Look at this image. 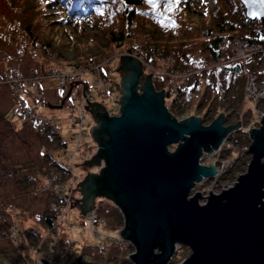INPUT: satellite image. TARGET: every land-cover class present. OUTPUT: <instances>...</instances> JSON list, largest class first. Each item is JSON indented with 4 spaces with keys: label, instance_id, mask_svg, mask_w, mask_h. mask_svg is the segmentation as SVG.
<instances>
[{
    "label": "water",
    "instance_id": "95a60500",
    "mask_svg": "<svg viewBox=\"0 0 264 264\" xmlns=\"http://www.w3.org/2000/svg\"><path fill=\"white\" fill-rule=\"evenodd\" d=\"M239 1L247 18L264 22V0ZM118 69L123 71L118 115L108 116L101 103L86 99L84 107L95 120L92 136L98 125L106 138L95 140L98 152L82 164L99 165L104 159L101 173L92 174L102 176V187L123 214L120 235L134 246L131 262L169 264L181 245L189 253L178 264H264V115L260 127L248 129L250 158L234 184L205 198L191 194L196 182L216 173L214 165L200 163L203 153L217 149L239 121L224 125L223 113L207 125L197 115L177 120L151 74L139 85L143 67L138 56L131 51L120 55ZM72 87L60 104L48 106L62 107ZM100 111L107 116L99 117ZM89 174L75 188L84 193L73 202L83 206V214L93 209L94 196L86 189ZM41 264L53 263L43 258Z\"/></svg>",
    "mask_w": 264,
    "mask_h": 264
},
{
    "label": "trees",
    "instance_id": "16d2710c",
    "mask_svg": "<svg viewBox=\"0 0 264 264\" xmlns=\"http://www.w3.org/2000/svg\"><path fill=\"white\" fill-rule=\"evenodd\" d=\"M211 1L212 7L199 11V17L194 21L191 16L194 11L190 10L192 7L188 0H83L80 3L75 0H0V20L7 32L15 31L14 36L21 44L20 52L24 53L26 50L31 58L36 60L35 67L40 70L38 74L42 75L43 71L57 72L60 71V67H63V70L74 71L80 65H103L118 53L131 51L143 63L141 79L151 74L155 89L164 91V106L170 113L177 118L189 114L199 115L202 122L207 123L224 111L222 110L224 104L227 110L230 108L235 111L240 110L241 105L235 106L237 101L234 99H239L241 96L243 99V66L240 62L225 60L231 36L238 31L241 39L251 43L257 42L264 47V39H262L264 22L247 18L239 0ZM78 23H83L81 27L83 31L86 26L93 27L90 29L96 31H90V34H100L107 43L105 47L95 53L80 54L77 43L72 42L70 45L76 52L74 51L70 57L66 56V48L71 41L70 39H66L65 42L59 41L55 46L58 37L54 31H63L61 34L68 37L70 35L66 32L67 26L74 24L73 26L77 28ZM95 27L97 29H94ZM23 53L19 54L23 55ZM170 57L174 63H160L161 58ZM17 58L20 63V57ZM245 64L250 72L264 77V52L253 53ZM8 70H13L14 74L21 76L20 69L8 68L4 71L7 79H9ZM34 70L32 69V72H35ZM25 77L21 76V78ZM183 80L185 83L182 82ZM74 82L69 80L66 87H58L61 89L59 101L66 95L69 84ZM81 82L88 87V81ZM20 84L24 90L26 83L20 81ZM4 85L0 80V86ZM23 98L28 103L25 94L21 98L17 96L13 105L14 118L23 117L16 112V109L22 106L20 102ZM33 99L36 100L35 102L42 101L46 105L49 104L42 97L35 96ZM27 105L37 110L30 103ZM251 114L252 111L248 117L246 113L244 114V124L251 122L254 115ZM229 120L227 117L224 118V124H232L233 121L229 122ZM50 125L47 123L38 130L35 129L41 133L44 141L45 151L42 150L40 155L45 157L47 166L59 167L56 157H60L61 151L67 147V142L61 137L59 130H54ZM31 127L34 129L33 125ZM229 139L234 146L232 155L235 162L228 173H234L235 169L243 171L244 165L250 158L248 146L251 139L244 129L233 131ZM101 178V175L96 178L98 190L111 202V207L117 213L115 220L111 222L106 220V225L119 232L123 226V217L112 201V195L102 187ZM35 182L33 180L32 183ZM8 206L6 208L8 213L10 208L15 209L12 203ZM102 210L105 211V215L110 213L105 207L97 212L101 214ZM15 213L16 210L14 215ZM37 221L40 228L24 226L21 220L18 222L23 243L26 241L34 244L44 232L43 229L52 225L53 217L46 209L45 213L38 215ZM8 236L15 247H22L23 243L17 241L9 229ZM73 243L65 238L63 232L57 239V248L59 250L61 246L73 245ZM95 248L99 250L97 253L88 252V254L105 256L109 261L116 263L126 262V255L133 251L131 245L120 246L117 243H108ZM177 250V253H184V256L188 252V248L181 245ZM68 254L76 253L70 250Z\"/></svg>",
    "mask_w": 264,
    "mask_h": 264
},
{
    "label": "rangeland",
    "instance_id": "374dc122",
    "mask_svg": "<svg viewBox=\"0 0 264 264\" xmlns=\"http://www.w3.org/2000/svg\"><path fill=\"white\" fill-rule=\"evenodd\" d=\"M82 1L83 0H75L77 3ZM188 1L192 7L190 10L194 11L191 13V16L193 17L192 20L194 21L195 18L199 17V11L212 7L211 0ZM2 25L3 22L0 20V80H2L3 84H5L4 86H0V264H36L37 262H41V259L43 258L52 263L57 258L56 260H58L59 264H63V262L64 264H76L78 256V263L80 264H133L128 257L129 254L126 255L127 261L121 263L109 261L105 256L98 257L92 256L90 254L97 253L99 250L95 247L108 244V238L118 234L116 230L106 225V220L111 222L115 220L114 218L117 216L116 211L113 207H111V202L100 195L93 198L92 206H95L93 209L96 210L98 217L102 216V220L96 225L91 223L90 219L86 216L87 213L82 214L81 209L73 203L75 202V199H82L83 197L81 190L75 189L79 188L77 184L80 179H83L84 175L86 176V173L88 174V172H97L100 166V164L95 166L82 164L84 161L90 160L92 158V155L96 149V144L91 133L92 128L95 125V120L90 110H86L84 107L85 105L88 106V102H86L83 106L85 111V119L82 122L83 128L87 131L86 136L84 135L82 139H85L87 145H85L86 142L81 141L79 146L80 151L74 154L75 158L73 160L74 164H77L76 166L74 165L73 169L78 176L74 180L69 178L63 183L65 187L64 189H74H72L73 192L71 195V205L74 206L70 207V202L68 203L67 208L62 211V214L60 215L61 217L58 219V222L55 226L58 232V237L60 236V233L64 232L65 238H67L70 242H74L73 245L71 244V247L68 248L66 252H61V249H59L52 254H49L45 249V253L41 252L36 255L33 253V249L31 248V242L25 241L23 247L17 248L13 244L12 239L9 238V225L15 223L17 226H19L18 222L20 220L24 226L40 228L37 221L38 215L45 213L46 209L49 208L48 203L51 201L49 194L41 192L40 189L43 185H47L48 181L46 177L49 174V171L55 167L47 166L44 161L45 157L40 155V152L44 150V141L41 137V133L36 131L40 127L33 126V129L31 127L32 125L30 126L25 117L14 118L13 105L16 103L17 95L12 92L13 89L10 85V81H7L8 79L6 74H4V71L8 68H17L20 69L21 76L23 75L27 77L31 75L30 72L32 69H35L37 73H40V70L35 67L37 65L35 62L36 60L31 58L30 54H28L26 50L24 53L20 52L21 44L14 36L15 31L11 30L7 32L5 27H2ZM73 25L74 24H70L66 28V32H68L70 35L68 37L64 36L65 34H61L63 31H54V34H56L58 37V40H56L57 43H54L55 46L58 45L59 41L65 42L66 39H70L71 41L68 43L69 45L66 48V56H72L73 52L75 51L73 50L72 45H70L72 42L77 43V50H79L78 52L80 54L95 53L101 50L100 48H104L107 44L105 39L101 37L100 34H90V31H96L90 29L93 27H88L85 25L86 29L83 31L81 29L83 23L76 24L77 28H75ZM94 29L97 28L95 27ZM236 32V34L239 36L238 31ZM19 53H23V55H20ZM125 54H127L126 51L120 52L114 56V58L103 64L105 71L108 73L106 92L104 93V91H102L100 95H97L93 98L94 101H90L101 103L102 106H104L111 114H117L119 112V98L122 94L120 81L122 79L123 71L120 69L117 70V68L119 67L120 63V55ZM18 56L20 57L19 60H21L20 63H18ZM140 62L142 63L141 60ZM62 68L63 67H60L59 70H69H63ZM12 71H9V75ZM16 76L18 77V80L21 79L20 75ZM145 79L146 76L143 80L140 77V86L144 84ZM80 81H88V84L92 86L93 75L90 73H84L80 79L75 80L74 84H69V88L71 85L75 86L72 87L68 101L66 102L65 99L62 107L60 108H50L48 105L42 103V101L35 102L36 100L33 99L35 96L38 98L42 96V98L50 104H60L61 101H59L58 92L61 93V89L58 88L59 81L57 76L40 77L33 81L32 84L26 82L23 90V95L25 94V98L28 103H30L32 106H35L38 111L44 112L50 117L54 116L53 121L48 124H51L50 126L54 130H59L58 132L60 133L61 137L67 142L66 149L68 154L75 152L73 149L75 146V141L72 139V134L78 130L79 125H70L67 120V116L72 110L76 109V111H78L77 107H79L80 103L79 97L83 95L84 88V84ZM87 88L88 87L85 86V89ZM157 91H159V89H157ZM234 100L237 101L234 104L235 106L243 105L242 96L239 97V99L237 98ZM23 101L25 102L24 98ZM222 102L221 104H224ZM225 106L226 105L224 104L222 107V110L224 111L227 110ZM241 106L239 107L241 108ZM252 108V103L247 100L245 102L246 117L250 115ZM224 111L222 112L224 115L223 119L227 117L230 119L229 122L234 121V115L228 111ZM188 116H191V114L184 115L179 119H183ZM217 116L218 115H216L215 118ZM212 120H209L206 124H209ZM173 147H170V149H173ZM61 157L62 155L56 158L58 161H60ZM65 158L66 157H63L62 159ZM246 166L247 163L244 165L243 171L240 169H235L234 173H227L225 178L220 179L218 183L212 186L208 183L209 181H207L205 183V187L210 188L209 190L211 192L219 193L222 189L234 184L238 175L246 170ZM33 180L36 181L34 184L32 183ZM33 188H35L34 190L36 192L33 191ZM205 194L206 193L203 195ZM201 202H204L203 199ZM11 203L15 209L10 210L8 213L6 208ZM79 203L81 204L82 201L78 200V204ZM103 207H105L110 213H106L107 215H105V211L103 210L101 211V214L97 212V210H100ZM15 210L16 213L14 215ZM17 214L18 216H16ZM104 215L106 219L103 218ZM43 247H45V244ZM70 250H73L76 254L69 255L68 253ZM177 251L178 250L174 252L172 260H170L169 264H178L189 253L188 250L186 256H184V253H177ZM88 252L90 253L88 254Z\"/></svg>",
    "mask_w": 264,
    "mask_h": 264
},
{
    "label": "built area",
    "instance_id": "2783aa9c",
    "mask_svg": "<svg viewBox=\"0 0 264 264\" xmlns=\"http://www.w3.org/2000/svg\"><path fill=\"white\" fill-rule=\"evenodd\" d=\"M256 52H264V47L257 43V42H249L246 40L241 39L236 33H234L229 41V50L226 56V61L228 62H240L243 66L244 70V84H243V105L241 106L239 111H235L234 109L230 108L227 111L232 113L234 115V121L235 123L239 121V126L236 129H233L230 131L222 140L220 145L217 147V149H214L210 153H203L202 157L200 158V163L204 165H214L216 169V173L208 178H202L199 182H196L193 188L191 189V194H194L195 192H200V194L205 198L208 196L209 189L205 187V183L209 181L208 183L212 186L220 181L222 177L226 176L228 171L232 168L234 164V158L232 155V151L234 149V146L232 144V141L229 139V135L235 131V130H242L244 129L247 134L250 137L249 134V128H258L261 125V116L264 115V77H259L256 74L250 72L246 68V60ZM161 64L166 63H174V60L170 57L168 59L161 58L160 59ZM35 71V70H34ZM35 73V74H33ZM84 73H90L93 75V85L88 86L87 89L83 92V95L79 97V107H77L78 111L72 110L69 115L67 116V120L70 125H79V128L77 131H75L74 134H72V139L75 141L74 151L72 154H68L67 149L64 148L61 155V160L59 161V167H55L54 169L49 171V174L47 175V185H43L40 189L41 192L48 193L51 197L50 203H48V212L53 217L52 225L47 226L43 229V233L41 236L38 237L37 241L34 244H31V248L33 249L34 254H39L41 252L45 253V249L48 251L49 254H52L57 249V239H58V232L55 228L58 219L61 217L62 211L67 208V205L69 202H71V195H72V189H64L63 183L66 182L69 178L72 180L76 179L78 176L74 172V154L76 152L80 151V143L83 140V136H86V129L83 128L82 122L85 119V111H84V104L88 101L94 100L93 98L97 95H100L102 91L104 93L106 92V86L108 84V73L105 71V68L102 64L97 65H91V66H85L80 65L77 69L74 71H57V72H47L43 71L42 75L35 72H30V76H27L25 78H21L18 80V77L14 74V72L10 73L9 79L7 81H10V85L13 89L14 94H16L18 97H24L22 85L20 84V81H24L25 83L28 82L29 84H32L33 81L40 77H50V76H57L59 81L60 87H65L66 83L69 80L75 81L77 79H80L81 76ZM8 78V77H7ZM185 83V81H182ZM95 87V88H93ZM22 94V95H21ZM198 95H195L197 97ZM250 101L252 103V114L253 117L251 119V122L245 123L243 122V119L245 118V102ZM22 105L18 110L16 109V112L18 114L20 113L23 117L26 118V121L35 127H42L43 125L47 123H51L53 121V117L48 116L44 112H40L38 110H32L30 106H28L22 99L20 102ZM251 114V116H252ZM250 116V117H251ZM264 118V116H263ZM227 125V124H226ZM228 125H231L228 123ZM76 137V139H75ZM251 139V137H250ZM96 144V149L93 155H95L98 152V145ZM87 145V142L85 143ZM60 155V156H61ZM92 155V156H93ZM63 157H66L65 159H62ZM105 167V161L102 158L100 161V166L98 168L97 172H100V169ZM65 174V175H64ZM67 177V178H66ZM36 192V191H35ZM206 193L205 195H203ZM214 193V192H213ZM205 202V199H203ZM203 202V203H204ZM202 203V202H201ZM118 207V206H117ZM119 212L121 213L122 217L123 214L118 207ZM10 210H13L10 208ZM86 216L90 219L92 224H98L102 219L101 217H98V214L96 213L95 209H92L87 212ZM123 226H124V217H123ZM123 226L120 228L118 234L115 236L109 237V244L117 243L118 245H131L134 250V246L131 243V241L124 239L120 235V231L123 229ZM9 230L12 233V235L15 237V239L21 243H23L22 234L20 233L19 227L12 223L9 225ZM45 244V247L43 245ZM24 243L22 244L23 247ZM71 245L67 244L61 247V252H66L68 248H70ZM131 251V253L133 252ZM130 253V254H131ZM129 257V256H128ZM38 263V262H37ZM41 264V262H39ZM53 264H59L58 260H54ZM64 264V262H63Z\"/></svg>",
    "mask_w": 264,
    "mask_h": 264
},
{
    "label": "flooded vegetation",
    "instance_id": "af4514ba",
    "mask_svg": "<svg viewBox=\"0 0 264 264\" xmlns=\"http://www.w3.org/2000/svg\"><path fill=\"white\" fill-rule=\"evenodd\" d=\"M139 93H141V91H138ZM92 101H94V100H92ZM105 108V107H104ZM106 109V108H105ZM107 110V109H106ZM97 114L99 115V117H101V115L102 116H113V115H118L119 114V112L117 113V114H111L108 110H107V115L105 114V112H97ZM223 123H224V121H223ZM202 124H204V125H207L206 123H203L202 122ZM93 138H94V142H95V140H100V141H102V140H104L105 138H106V135L104 134V132H103V130H102V128L101 127H99L98 125H97V127L93 130ZM96 143V142H95ZM94 156V155H93ZM89 173V172H88ZM92 173H96V172H93V171H91L90 172V174H89V177H87V179H88V185H87V187H86V189L88 190V192L90 193L89 194V196H97L98 194H100V192H99V190H98V182H97V177H98V175H93ZM87 174V173H86ZM81 194L84 196V193H83V190L81 191ZM100 196H102V195H100ZM82 201V200H81ZM81 208H83V206H81Z\"/></svg>",
    "mask_w": 264,
    "mask_h": 264
},
{
    "label": "crops",
    "instance_id": "0c3cea01",
    "mask_svg": "<svg viewBox=\"0 0 264 264\" xmlns=\"http://www.w3.org/2000/svg\"><path fill=\"white\" fill-rule=\"evenodd\" d=\"M40 92V91H39ZM41 93V92H40ZM60 95V92H58V96ZM94 124H95V122H94ZM95 166V165H94ZM88 174H86V176H87ZM85 175H84V177H83V179H80V181L79 182H81V181H83L84 180V178L86 177ZM78 182V183H79ZM78 187L79 188H81V186L80 185H78ZM106 198V197H105ZM107 199V198H106ZM110 199V198H109ZM80 204V203H79ZM74 206V205H73ZM77 207H79V206H77ZM95 206H93V208H94ZM80 208V207H79ZM81 209V208H80ZM83 214V213H82Z\"/></svg>",
    "mask_w": 264,
    "mask_h": 264
},
{
    "label": "clouds",
    "instance_id": "9594fccd",
    "mask_svg": "<svg viewBox=\"0 0 264 264\" xmlns=\"http://www.w3.org/2000/svg\"><path fill=\"white\" fill-rule=\"evenodd\" d=\"M127 53H128V52H127ZM131 53H132V52H131ZM132 55H135V54L132 53ZM135 56H137V55H135ZM138 58H139V57H138ZM139 60H140V59H139ZM80 82H81V81H80ZM68 90H69V89H68ZM68 90H67V91H68ZM84 91H85V86H84V88H83V92H84ZM139 91H140V90H139ZM40 97H41V96H40ZM67 98H69V97H67ZM95 102H96V101H95ZM177 120H179V118H177ZM224 125H226V124H224ZM173 148H174V147H173Z\"/></svg>",
    "mask_w": 264,
    "mask_h": 264
},
{
    "label": "snow or ice",
    "instance_id": "6c2138e0",
    "mask_svg": "<svg viewBox=\"0 0 264 264\" xmlns=\"http://www.w3.org/2000/svg\"><path fill=\"white\" fill-rule=\"evenodd\" d=\"M176 25H175V23L173 22V27H175ZM262 39H264V38H262Z\"/></svg>",
    "mask_w": 264,
    "mask_h": 264
}]
</instances>
